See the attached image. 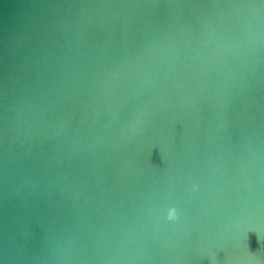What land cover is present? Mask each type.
<instances>
[{
	"label": "water",
	"instance_id": "1",
	"mask_svg": "<svg viewBox=\"0 0 264 264\" xmlns=\"http://www.w3.org/2000/svg\"><path fill=\"white\" fill-rule=\"evenodd\" d=\"M0 264H264V0H0Z\"/></svg>",
	"mask_w": 264,
	"mask_h": 264
},
{
	"label": "clouds",
	"instance_id": "2",
	"mask_svg": "<svg viewBox=\"0 0 264 264\" xmlns=\"http://www.w3.org/2000/svg\"><path fill=\"white\" fill-rule=\"evenodd\" d=\"M168 218H169L170 220L176 218V212H175V210H172V211L169 213V217H168Z\"/></svg>",
	"mask_w": 264,
	"mask_h": 264
}]
</instances>
